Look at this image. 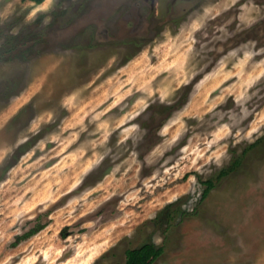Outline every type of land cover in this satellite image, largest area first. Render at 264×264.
Masks as SVG:
<instances>
[{
	"label": "rangeland",
	"instance_id": "374dc122",
	"mask_svg": "<svg viewBox=\"0 0 264 264\" xmlns=\"http://www.w3.org/2000/svg\"><path fill=\"white\" fill-rule=\"evenodd\" d=\"M147 242L264 264V0H0V264Z\"/></svg>",
	"mask_w": 264,
	"mask_h": 264
},
{
	"label": "trees",
	"instance_id": "16d2710c",
	"mask_svg": "<svg viewBox=\"0 0 264 264\" xmlns=\"http://www.w3.org/2000/svg\"><path fill=\"white\" fill-rule=\"evenodd\" d=\"M36 4H40L45 0H29ZM263 141L262 138H258L253 143L249 144L247 147L243 149L241 154L235 156L230 164L227 167H224L219 170L217 175L214 178H209L203 181L205 188L202 192V199H205L212 188L215 187L216 183L220 181L222 178L228 176L231 173L236 172L242 166L247 154L251 152L254 148L259 146ZM176 212V210H173ZM169 217H172L171 215ZM34 234V231H29L24 234L21 238H27ZM163 253V248L161 246L155 245L153 242H147L139 247L129 248L125 251V261L118 262L115 264H153Z\"/></svg>",
	"mask_w": 264,
	"mask_h": 264
}]
</instances>
